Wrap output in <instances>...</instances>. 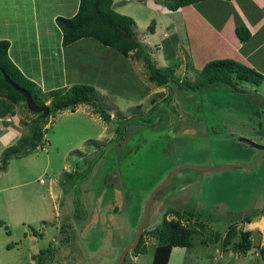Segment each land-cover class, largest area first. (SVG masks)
<instances>
[{
	"label": "rangeland",
	"instance_id": "obj_1",
	"mask_svg": "<svg viewBox=\"0 0 264 264\" xmlns=\"http://www.w3.org/2000/svg\"><path fill=\"white\" fill-rule=\"evenodd\" d=\"M13 1L2 0L4 14L12 12ZM248 1L208 0L195 8L203 10L202 16L228 38L237 39L232 24L250 32L264 21L261 5ZM42 3L49 17L51 6L73 5L74 0H36L37 5ZM129 3L122 8H131ZM14 5L15 11L19 6L23 9L25 0ZM138 11L146 13V9ZM44 27L43 32L39 29L43 48L57 42L50 26ZM136 29L141 42L145 27ZM27 37L24 32L16 36L14 40H19L13 41L12 50L31 42L20 43ZM252 39L250 33L246 46L254 44ZM142 45L155 66L172 67L174 74L193 84L198 68L186 43L176 44L175 49L164 40L159 51ZM69 47L86 65L65 68L64 64H70L68 56L59 62L65 71L61 77L56 65L51 70L43 63L42 91L62 80L67 86L91 85L112 120L104 123L86 104H78L73 111H50L42 144L7 161L0 170V264H115L135 237L150 190L175 168L149 203L142 230L144 252L125 253L121 264H150L154 227L163 216L176 218L171 213L163 215L167 209L192 215L182 217V224L195 218L204 224V229L195 226L188 248H171L167 264H263L257 251L264 243V153L239 137L264 144V83L237 82L234 92L220 84L187 89L169 81L156 86L147 79L134 51L124 57L89 37ZM206 57L199 68L212 60ZM35 115L22 103L1 100L0 116L10 120L2 123L10 122V126L0 123V154L27 132V122ZM88 139L104 145L97 148ZM226 164L233 166L215 171L183 167L214 169ZM65 173L73 175L66 178ZM244 217L251 221L244 222ZM230 224L250 231L251 248L244 255H237L229 244L221 245ZM213 232L220 237L214 239Z\"/></svg>",
	"mask_w": 264,
	"mask_h": 264
},
{
	"label": "trees",
	"instance_id": "obj_2",
	"mask_svg": "<svg viewBox=\"0 0 264 264\" xmlns=\"http://www.w3.org/2000/svg\"><path fill=\"white\" fill-rule=\"evenodd\" d=\"M112 1L77 0L76 9L71 16H55L54 23L60 34L61 45L66 46L80 38L89 37L124 57L129 55L131 51H134L135 57L143 63L147 72V79L156 86H164L169 81L176 83L175 85L177 86L182 84L187 89H198L220 84L229 87L234 92L237 82L248 83L252 86H259L264 83V75L262 73L231 58H217L204 63L200 69H196L197 71L194 72L195 78L193 84H190L192 81H185L184 78H180L177 74H174L172 67L155 66L139 40V34L137 33L133 18L114 10L112 8ZM203 1L207 0H163V3L167 9L175 10L185 5L197 7ZM153 30L154 21L151 20L143 33H152ZM233 30L240 43L245 42L250 36L249 30L242 25H235ZM8 46L9 42L7 40L0 39V98L6 99L16 105L22 103L23 107L27 108L21 93L4 80L2 76V72H4L14 84L29 93L31 100L35 104L43 105L46 103L45 101H48L46 103L48 113L50 111L65 109L73 111L78 104H86L91 107L92 111L104 123L112 120V117L105 109L101 95L91 85L78 83L68 87L62 86L41 91L9 59L7 54ZM254 104L258 108L262 107V105L256 102ZM133 108L138 110L137 107ZM33 113L36 114L35 117L31 118L27 122V125L25 124L27 132L20 135L15 143L1 151L0 170L5 169L6 163L11 157L25 154L37 145L42 144V136L44 134V126L47 123L46 117L48 113L45 117H42L41 113ZM87 142L88 144L96 145L97 148L101 147L102 144L104 145V143L99 144L94 139H88ZM73 153L82 155L80 150H75ZM72 175V173H65L66 178L72 177ZM167 213L175 215L176 218L165 219L163 216L154 227L156 241L150 264H167L172 247L188 248L191 244V237L195 228L204 229V224L196 220V218L190 224H182L180 222L182 217H185V219L191 218V214L186 215L184 212L176 209H167L163 212V215ZM243 220L246 223L251 221L249 217H244ZM143 234L141 232L137 245L132 251L133 255L143 253L145 250ZM212 234L214 239L220 237L216 232ZM236 234H238L237 240L231 242ZM228 244L232 246L230 247L231 249L238 253L237 255H244L251 248L250 231L238 229L235 224L228 225L221 237V245L226 246ZM257 252L264 264V243L258 248Z\"/></svg>",
	"mask_w": 264,
	"mask_h": 264
},
{
	"label": "crops",
	"instance_id": "obj_3",
	"mask_svg": "<svg viewBox=\"0 0 264 264\" xmlns=\"http://www.w3.org/2000/svg\"><path fill=\"white\" fill-rule=\"evenodd\" d=\"M17 1H13L12 12L4 14L2 12V8L4 7H2V0H0V39H5L9 42L7 49L8 57L25 77L33 81L42 91V86L39 83L43 79V72L41 71L43 63L49 66L51 70L55 65L58 69L63 66L59 62L61 60L67 61L69 56L70 64H64L65 68L74 69L76 67L79 68V65H86V61L78 59V56L74 52H71L72 50L69 47L71 44L66 46L61 45L60 34L54 23V17L57 15L71 16L76 9L77 0H74L73 5L57 3L56 6H51L49 17L45 15L44 3L39 6L36 4V0H25L26 6L23 9L19 6L20 10L15 11L14 4ZM249 1L253 3V0ZM254 1H257L264 11V0ZM125 2H130L129 5L132 4L128 10L122 8ZM112 8L132 17L136 27L141 25L143 28L151 20L154 21L153 32L145 34L141 42L148 47L150 45L153 46V50L155 51H159V44L164 40H169L175 49L179 48L176 47V44L186 43L189 57L193 65L198 69H200L201 59L207 56L206 59L231 58L264 73V21L260 25L256 23L255 28L250 30L254 44L246 46V42L249 41L248 39L240 43L233 36L228 38L222 30L219 31L214 24L202 16L204 15L203 10L201 11L202 14L192 5H185L175 10H169L166 8L163 0H132V3L131 0H113ZM138 9H146V13L140 14ZM3 10H6V8ZM262 19L264 20V17ZM46 23L50 26V33L52 31L55 32L57 42L43 48L41 47L43 41L42 37H39L41 34L39 29L41 28L43 32ZM232 25L230 27L234 35V27ZM22 32L28 35L29 38H24L20 43L31 42L25 46L20 44L18 49L12 50L13 41L19 40L20 36L17 40H14V38ZM47 36H45V39L48 38ZM30 45L32 46V51L29 49L31 48ZM44 50L46 51L45 56H43ZM54 60H57V62L54 63ZM29 66L30 68H28ZM63 69L59 68V72L57 73L61 77L65 75ZM59 83L61 84L54 86V88L68 87L67 84L64 85L63 80ZM49 89L50 87L47 88V90ZM1 100L4 99L0 98V104ZM4 117L0 116L1 127H9L10 122L8 124L2 123L3 121H10L6 119L7 116L5 119Z\"/></svg>",
	"mask_w": 264,
	"mask_h": 264
},
{
	"label": "water",
	"instance_id": "obj_4",
	"mask_svg": "<svg viewBox=\"0 0 264 264\" xmlns=\"http://www.w3.org/2000/svg\"><path fill=\"white\" fill-rule=\"evenodd\" d=\"M2 76H3L4 80L7 83H9L16 91L21 93V95L24 97L26 107H27V109L29 111L35 112V113H41L42 117H45L47 115L48 107H47L46 104H43V105L35 104L31 100V98L29 96V93L25 89H23V88L17 86L16 84H14L7 77V75L4 72H2ZM239 139L242 140V141L248 142L253 147H255L256 149L260 150V153H264V144L255 143L254 141H252L250 139H247V138H244V137H239ZM230 166H233V164H226V165L214 168V169H210V168H206V167H202V166H196V165H183V167H187V168H191V169H195V170H200V171H215V170H220V169L227 168V167H230ZM237 166H240V167H243V168L248 167L247 165H237ZM177 169L178 168H175V169L171 170L168 173V175L160 183H158L153 189L150 190V192L148 194V197H147V199L145 201V204H144L142 219L138 223L137 228H136L135 237H134L133 241L129 245L125 246L121 250V252L119 253V255H118L117 259H116L115 264H121L122 261H123L125 253L126 252H130L131 253L134 250V248L137 245V242L139 240V237L141 235V232L143 230V227H144V225H145V223L147 221V218H148V207H149V203L151 201V198H152L153 194L169 180V178L172 176V174Z\"/></svg>",
	"mask_w": 264,
	"mask_h": 264
},
{
	"label": "flooded vegetation",
	"instance_id": "obj_5",
	"mask_svg": "<svg viewBox=\"0 0 264 264\" xmlns=\"http://www.w3.org/2000/svg\"><path fill=\"white\" fill-rule=\"evenodd\" d=\"M241 141H242V140H241ZM162 180H163V179H162ZM162 180H161V181H162ZM161 181H160V182H161ZM160 182H159V183H160ZM126 253H127V252H126Z\"/></svg>",
	"mask_w": 264,
	"mask_h": 264
}]
</instances>
